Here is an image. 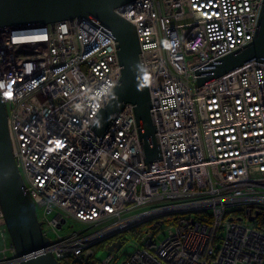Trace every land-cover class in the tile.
<instances>
[{
  "label": "built area",
  "instance_id": "obj_1",
  "mask_svg": "<svg viewBox=\"0 0 264 264\" xmlns=\"http://www.w3.org/2000/svg\"><path fill=\"white\" fill-rule=\"evenodd\" d=\"M263 6L136 0L116 10L141 46L161 153L153 163L134 105L103 137L93 130L122 75L107 29L80 18L0 29V93L17 168L50 241L45 252L60 264L82 260L146 225L131 254L108 251L98 264H264V63L203 87L196 76L253 42ZM191 55L199 62L189 68ZM58 210L83 228L61 234ZM165 224L174 230L160 241ZM0 231V264H21L1 203Z\"/></svg>",
  "mask_w": 264,
  "mask_h": 264
},
{
  "label": "water",
  "instance_id": "obj_2",
  "mask_svg": "<svg viewBox=\"0 0 264 264\" xmlns=\"http://www.w3.org/2000/svg\"><path fill=\"white\" fill-rule=\"evenodd\" d=\"M134 1L136 0H0V29L30 28L75 18L107 29L117 42L122 75L106 106L99 112L93 130L103 137L124 105H134L145 150V162L153 163L161 159V153L151 117L146 71L140 61L141 46L135 26L116 13L118 8ZM254 62L264 63V6L253 42L198 71V86L203 87ZM0 203L12 244L18 256L24 259L21 264H60L52 253L45 252L50 241L43 235L35 204L26 191L14 159L8 114L1 93ZM253 220L254 217L251 218ZM122 246V241L117 240L108 247V251H120Z\"/></svg>",
  "mask_w": 264,
  "mask_h": 264
},
{
  "label": "rangeland",
  "instance_id": "obj_3",
  "mask_svg": "<svg viewBox=\"0 0 264 264\" xmlns=\"http://www.w3.org/2000/svg\"><path fill=\"white\" fill-rule=\"evenodd\" d=\"M199 62V56L198 55H191L187 57V66L189 68L195 66L197 63ZM62 214L63 218L66 220V225L65 228L63 230V232H61V234H66V233H70V232H74L77 230H81L83 228V226H81L80 224H78L77 222H75L70 216H68L65 213H61L59 210L54 212L55 214ZM173 228H170V226L168 224H165L163 226V232L164 234H162L159 237V240L162 241L163 239H165L166 237L170 236L173 233ZM4 232L0 231V238L2 237ZM7 233V232H6ZM7 236V234H6ZM139 239L135 237L131 232H127L125 234L122 235H118L113 239H109L108 241H106V243H101L97 246H94L90 249H87L83 255V259L89 260V261H97V262H103L107 256H108V247L115 241V240H121L123 243V247L121 249V254L126 255V254H131L135 247L138 245L139 243ZM10 240L8 238V240H6V244H9ZM4 246V242L1 241L0 242V247Z\"/></svg>",
  "mask_w": 264,
  "mask_h": 264
},
{
  "label": "trees",
  "instance_id": "obj_4",
  "mask_svg": "<svg viewBox=\"0 0 264 264\" xmlns=\"http://www.w3.org/2000/svg\"><path fill=\"white\" fill-rule=\"evenodd\" d=\"M147 230V226L144 225L142 227H139L137 229H134L131 231V233L137 237V238H140L143 233H145ZM61 264H98L97 261H89V260H86V259H82V260H75V259H72V258H69V259H65L61 262Z\"/></svg>",
  "mask_w": 264,
  "mask_h": 264
}]
</instances>
